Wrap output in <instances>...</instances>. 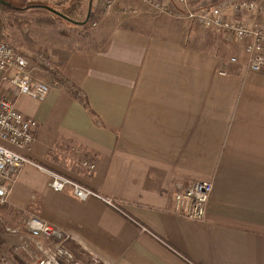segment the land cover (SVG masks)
Wrapping results in <instances>:
<instances>
[{
	"label": "crops",
	"instance_id": "obj_1",
	"mask_svg": "<svg viewBox=\"0 0 264 264\" xmlns=\"http://www.w3.org/2000/svg\"><path fill=\"white\" fill-rule=\"evenodd\" d=\"M153 1L120 0L94 44L59 47L57 69L42 74L51 88L44 101L5 81L3 94L38 127L30 148L2 141L116 199L151 233L98 199L53 190L50 175L33 167L19 173L7 206L68 232V247L86 262L91 252L103 264H264V72L250 70L237 42L233 63L179 40L177 30L124 26L131 9L156 12ZM216 1L237 14V0L196 7ZM258 3L242 16L264 25ZM198 180L214 183L204 222L173 211L176 193Z\"/></svg>",
	"mask_w": 264,
	"mask_h": 264
},
{
	"label": "built area",
	"instance_id": "obj_2",
	"mask_svg": "<svg viewBox=\"0 0 264 264\" xmlns=\"http://www.w3.org/2000/svg\"><path fill=\"white\" fill-rule=\"evenodd\" d=\"M116 0H106L110 8ZM182 8L168 6L159 1H153L157 12L171 15L178 19L193 21L208 29H215L228 33L246 54L248 66L253 72H264V25L255 20H246L242 15L246 11L257 13L260 10L258 0H237L232 4L237 14L233 17L226 14L229 3L218 2L204 9L196 7L197 0H179ZM241 16V17H240ZM93 23V22H92ZM97 22H94L96 24ZM230 61L237 63L238 57L233 56ZM53 60L46 57L45 64L52 65ZM224 73V72H223ZM0 76L3 81H9L19 94H24L37 101H44L50 85L44 80L32 76L30 60L23 53L17 51L0 36ZM38 122L35 118L25 115L16 106L15 100L0 92V203L10 200L17 176L26 167H33L49 174L50 187L55 191L71 188L72 193L80 200L95 198L116 211L130 218L140 226L144 232L151 231L135 218L125 213L120 203L112 197L82 185L71 178L56 171H52L28 155L19 152L2 141L8 142L20 149L30 148L35 141V131ZM83 165L93 170L95 163L83 161ZM214 183L210 180H198L175 195L173 211L188 219L204 222L207 219L208 203L210 201ZM29 238L22 237L18 227L7 226L6 231L14 236H21L22 241L17 250L30 255L36 264H103L101 258L88 252L89 261H82L68 247L71 235L61 230L39 216H32L25 222ZM6 262V261H4ZM0 264L2 263L0 261Z\"/></svg>",
	"mask_w": 264,
	"mask_h": 264
},
{
	"label": "rangeland",
	"instance_id": "obj_3",
	"mask_svg": "<svg viewBox=\"0 0 264 264\" xmlns=\"http://www.w3.org/2000/svg\"><path fill=\"white\" fill-rule=\"evenodd\" d=\"M6 1L12 7L7 6L10 9L0 8L3 20V25H0V36L12 45L14 49L29 58L32 76L42 80V74L51 72L56 68L54 59L57 58L59 47L73 50L84 43L94 44V41L96 42L101 20L115 11V5L120 0H116L110 8L106 5V0H101L96 10H94L93 6H90L91 0H48L49 4L57 6L59 10L66 11L69 7H74L73 12L70 11L67 14L76 16L80 19L78 21L86 20L90 14V22L86 26L69 24V22L66 24L59 19L52 18L50 14L40 17L32 14L33 12L30 14L13 8H23L27 5L40 3L42 0ZM126 16L127 20L124 26L129 28L154 33L158 31L162 35H167L166 31L171 29L177 30L179 40H184L190 45L192 44L208 52L219 54L225 61H229L230 57L236 55L234 49L237 43L226 32L208 29L193 21L170 17L171 15L155 12L149 8L131 9ZM151 18L155 24L146 21V19ZM94 22L97 23L94 24ZM49 49L52 51H49ZM46 57L49 60H53L51 66L45 64ZM4 82L0 76V92L2 93L6 90ZM7 205L8 203H0V261L6 264H36L28 253L20 249L17 250V246L22 241L21 237L10 235L5 228L7 226L18 227L22 229V237L27 239L29 234L25 228V222L28 218L39 215L28 211L27 207L16 210Z\"/></svg>",
	"mask_w": 264,
	"mask_h": 264
},
{
	"label": "trees",
	"instance_id": "obj_4",
	"mask_svg": "<svg viewBox=\"0 0 264 264\" xmlns=\"http://www.w3.org/2000/svg\"><path fill=\"white\" fill-rule=\"evenodd\" d=\"M45 6H50L51 8H53V9H55L56 11L60 12L63 16L68 17V19L71 20V21L83 22V24H81V25L86 26V25L88 24V22H90V17H89L88 21H86V20H84V21H78V20H80V19H78L76 16L74 17V16H71V15L67 14V12H70V11L73 12V8H74V7H69V9H66V11H65V10H59V9H57V6L55 7L53 4H49L48 0H42L40 3H35V4L27 5L26 7H23V8H19V7H13V8H14L15 10H21V11H23V12H27V13H30V14L33 12L32 14L39 15L40 17H41L42 15L50 14V15L52 16V18H55V19H57V20L59 19V20H61L63 23L68 24V22H69V24H74V23H72V22H70V21L64 19L63 17L57 15L56 13L50 11V10L47 9ZM90 6H91V5H90ZM1 7H5V8L10 9V8L7 7V6H4V5L0 4V8H1ZM67 10H69V11H67ZM35 11H36V12H35ZM1 15H2V14H1V12H0V25H3V20H2V16H1ZM56 15L59 16V17H57ZM60 17H61V18H60ZM62 18H63V19H62ZM47 19L49 20V18H47ZM66 21H67V22H66ZM76 25H78V24H76Z\"/></svg>",
	"mask_w": 264,
	"mask_h": 264
},
{
	"label": "water",
	"instance_id": "obj_5",
	"mask_svg": "<svg viewBox=\"0 0 264 264\" xmlns=\"http://www.w3.org/2000/svg\"><path fill=\"white\" fill-rule=\"evenodd\" d=\"M0 4L5 5V6H9V7L11 6L12 7V5L8 1H6V0H0ZM90 5L92 6V1L90 2ZM45 7L47 9H49L50 11L56 13L57 15L63 17L64 19H66V20H68V21H70V22H72L74 24H80V25L83 24V22H76V21L69 20L68 17L63 16L60 12L56 11L55 9L51 8L50 6H45ZM89 17H90V14L87 16L86 21H88Z\"/></svg>",
	"mask_w": 264,
	"mask_h": 264
}]
</instances>
